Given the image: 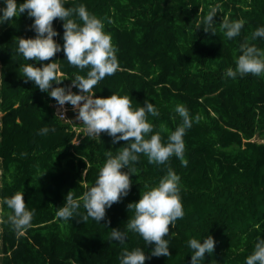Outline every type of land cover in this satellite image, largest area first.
Returning a JSON list of instances; mask_svg holds the SVG:
<instances>
[{
	"label": "trees",
	"instance_id": "16d2710c",
	"mask_svg": "<svg viewBox=\"0 0 264 264\" xmlns=\"http://www.w3.org/2000/svg\"><path fill=\"white\" fill-rule=\"evenodd\" d=\"M81 4L104 19L118 49L119 69L94 87L95 96L115 92L131 96L134 107L153 103L159 116H148L152 134L160 133L164 143L182 123L177 104L185 105L193 119L199 115L184 136L188 163L172 156L154 164L141 154L128 195L106 210L101 224L83 220L82 203L69 221L57 219L67 193L82 196L95 183L106 153L116 154L127 141L113 143L107 132L97 138L77 132L73 126L83 125L65 121L55 112L56 100L26 81L22 66L27 63L55 60L66 78L52 87L65 82L69 87L75 74L88 70L71 65L62 50L47 61L25 60L17 51L18 39L37 35L26 10L0 24V264H120L125 248L143 249L149 257L145 264H191L188 241L208 235L215 249L201 264H246L257 240L264 239V141L257 140H264V76L232 79L224 73L235 68L241 44L264 48V38L248 40L264 26V0H68L65 6ZM213 9L215 33L202 24ZM225 19L245 22L239 36L224 35ZM63 24L60 18L53 21L59 32L54 39L61 45ZM45 127L55 131L42 135ZM169 167L181 177L185 210L175 227L169 226L171 256L152 255L154 244L134 232L123 243L111 240L113 228L127 230L134 215L128 205L141 199L145 185H157ZM16 192H24L34 212L32 226L21 235L6 222L11 210L3 203Z\"/></svg>",
	"mask_w": 264,
	"mask_h": 264
},
{
	"label": "clouds",
	"instance_id": "9594fccd",
	"mask_svg": "<svg viewBox=\"0 0 264 264\" xmlns=\"http://www.w3.org/2000/svg\"><path fill=\"white\" fill-rule=\"evenodd\" d=\"M66 4L68 0H3L0 24L13 17H20L27 10V15L34 18L31 27L37 35L34 38L18 39L17 51L25 60L35 58L37 61H47L62 50L71 65L88 70L84 75L75 74L69 90H66L63 86L52 87L53 83L60 85L66 78L55 60L42 66L27 63L22 66L26 81L31 80L42 92H48L60 106L70 103L73 110L78 111L76 118L82 121L84 135L97 138L102 132H107L113 138V143L127 141L126 146L121 147L116 154L106 153V162L100 168L95 183L78 198L69 191L66 202L55 214L57 219L69 221L74 214H79L82 203L86 210V215H81L83 220L87 222L91 218L101 224L106 210L128 195L131 175L138 174L134 162H139L141 154L147 156L149 163L162 165L175 156L183 165H187L184 136L193 126L194 119L198 123L201 117L197 115L193 119L185 105L177 104L174 111L182 118V123L168 135L167 143H164L160 133L152 134L154 125L148 116H159L153 103L146 102L144 106L134 107L131 96L115 92L108 97H96L94 87L119 69L118 49L111 33L105 30L104 19L92 14L83 4L78 7H66ZM215 14L213 9L202 22L206 30L214 33L211 26ZM56 18L64 21L63 45L54 39L59 35L53 26ZM108 22L111 23V20ZM244 23L243 20L225 19L221 29L228 39H233L240 35ZM257 38H264V26L254 30L248 40ZM239 51L235 68H227L224 75L232 79L248 74L264 76V48L246 41L240 45ZM71 87H77L80 91L73 92ZM49 131L55 129L45 127L41 129V134ZM126 166L130 170L122 171ZM180 185L181 177L171 167L157 185H145L147 190L142 192L141 199L128 205L134 215L128 219L127 230L113 228L110 239L123 243L128 238V232H134L146 244H154L152 255L170 257L169 240L166 239L169 226L174 228L176 221L185 215ZM3 203L11 210L6 222L18 235L32 226L34 212L28 209L24 192H16L5 198ZM215 244L211 235L203 240L191 238L188 241L192 250L191 264H201L205 260V253L214 252ZM148 258L141 248H125L120 256V264H145ZM246 264H264V239L257 240L254 251L246 258Z\"/></svg>",
	"mask_w": 264,
	"mask_h": 264
},
{
	"label": "rangeland",
	"instance_id": "374dc122",
	"mask_svg": "<svg viewBox=\"0 0 264 264\" xmlns=\"http://www.w3.org/2000/svg\"><path fill=\"white\" fill-rule=\"evenodd\" d=\"M1 62H0V86H1ZM69 90V87H68ZM71 91L74 92V87H71ZM80 91V90H79ZM78 91V92H79ZM83 103V102H82ZM52 105L55 108V112L57 114H61V112H66V118L65 121L71 120V122H75V124H82V121L78 120L76 117L78 116V111L73 110V106L70 103H66L64 106H60L57 102H53ZM3 113L0 111V124H1V117ZM78 128V131L83 133V128L78 125L75 126ZM258 141H264L260 138H257ZM0 186H1V161H0ZM0 222H1V199H0ZM0 233H1V223H0ZM2 247L1 245V235H0V248ZM2 255V252L0 251V256Z\"/></svg>",
	"mask_w": 264,
	"mask_h": 264
},
{
	"label": "built area",
	"instance_id": "2783aa9c",
	"mask_svg": "<svg viewBox=\"0 0 264 264\" xmlns=\"http://www.w3.org/2000/svg\"><path fill=\"white\" fill-rule=\"evenodd\" d=\"M60 116H61L63 119H65V118H66V112H61ZM67 121H68V120H67ZM75 126H76V125L73 126V127H74V130H76L77 132H80V131H78V128H76ZM81 128H82V127H81ZM76 142H78V140H76Z\"/></svg>",
	"mask_w": 264,
	"mask_h": 264
},
{
	"label": "water",
	"instance_id": "95a60500",
	"mask_svg": "<svg viewBox=\"0 0 264 264\" xmlns=\"http://www.w3.org/2000/svg\"><path fill=\"white\" fill-rule=\"evenodd\" d=\"M63 87L68 90V84L66 82L63 84Z\"/></svg>",
	"mask_w": 264,
	"mask_h": 264
}]
</instances>
